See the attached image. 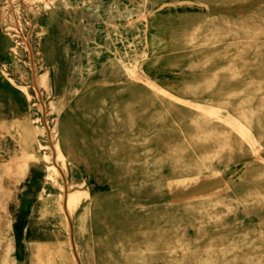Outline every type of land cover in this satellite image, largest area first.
I'll return each instance as SVG.
<instances>
[{
	"label": "rangeland",
	"instance_id": "374dc122",
	"mask_svg": "<svg viewBox=\"0 0 264 264\" xmlns=\"http://www.w3.org/2000/svg\"><path fill=\"white\" fill-rule=\"evenodd\" d=\"M0 132V264H264V0H0Z\"/></svg>",
	"mask_w": 264,
	"mask_h": 264
},
{
	"label": "bare ground",
	"instance_id": "6f19581e",
	"mask_svg": "<svg viewBox=\"0 0 264 264\" xmlns=\"http://www.w3.org/2000/svg\"><path fill=\"white\" fill-rule=\"evenodd\" d=\"M21 2V1H20ZM15 17V16H14ZM60 29V28H59ZM19 30V29H18ZM61 30H63V29H61ZM20 31V30H19ZM21 32V31H20ZM61 32V31H60ZM21 35H23V32H21ZM159 35V36H158ZM156 34V33H154L153 32V36H156V37H158V38H160V39H165V36L164 35H162V34ZM160 43V41H159V39L156 41V44H159ZM161 44V43H160ZM29 48H30V45H29ZM73 58V57H72ZM33 63V62H32ZM122 63V67H123V69H125L127 72H130V73H137V72H140V70L138 69V68H130V67H128V65L125 63V62H121ZM32 68H33V66H32ZM149 68L151 69V71H152V76H149L147 73V76L151 79V81L153 82V83H155V84H157L156 83V81L159 79V69L157 68V66H156V63H155V61L154 60H152V59H150L149 60ZM141 70H144V64L142 63V66H141ZM38 78V81H40L39 83H40V85L41 84H43V86H45V87H49L50 88V83H49V78H48V76H47V74H44V75H42V76H40V78L39 77H37ZM36 78V79H37ZM155 79H157V80H155ZM39 83H37V84H39ZM39 86V85H38ZM158 86H159V88L162 90V91H164V92H167V90L164 88V86H161V85H159L158 84ZM2 120V119H1ZM57 126H58V124H57ZM57 126H56V128H57ZM55 128V129H56ZM1 133V132H0ZM1 135V134H0ZM3 135V134H2ZM1 145V144H0ZM39 145V144H38ZM56 145V144H55ZM54 145V146H55ZM57 146H58V148L56 149L58 152H59V155H60V158L62 159V161H64L63 160V158H64V155H63V151H62V148H61V146H60V143L59 142H57ZM56 146V147H57ZM20 147V146H19ZM1 149V148H0ZM55 149V148H54ZM19 150V149H18ZM57 151H55V152H57ZM58 154V153H57ZM57 158H59V156L57 157ZM2 159V158H1ZM4 162V161H3ZM62 163H64V162H62ZM61 167H63V166H61ZM0 169L2 170L3 169V167H2V165H0ZM63 169V168H62ZM64 170V169H63ZM57 171V170H56ZM66 174V173H65ZM195 180H196V178H195ZM189 183V182H188ZM70 194H72V193H70ZM69 194V195H70ZM74 194V193H73ZM1 197V196H0ZM70 198H71V196H69V200H70ZM73 199V198H72ZM76 199H74L73 201H71V209L73 210V211H75V209H76V206H77V201H75ZM66 201H68L67 199H66ZM63 205V204H62ZM61 204H60V206H62ZM67 206H69L70 207V205H68L67 204ZM71 215V214H70ZM63 216V215H62ZM65 220H67V219H65ZM60 221V220H59ZM62 221V220H61ZM66 225V224H65ZM36 248H38V249H42V246H40V244H38V242L36 243V246H35ZM35 260V259H34ZM33 260V261H34ZM32 264H33V262H32ZM34 264H37V262H35Z\"/></svg>",
	"mask_w": 264,
	"mask_h": 264
}]
</instances>
